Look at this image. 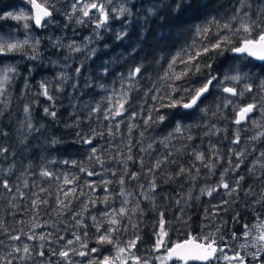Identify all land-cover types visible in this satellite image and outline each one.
Returning a JSON list of instances; mask_svg holds the SVG:
<instances>
[{"label": "trees", "instance_id": "trees-1", "mask_svg": "<svg viewBox=\"0 0 264 264\" xmlns=\"http://www.w3.org/2000/svg\"><path fill=\"white\" fill-rule=\"evenodd\" d=\"M114 1L119 2L121 8L129 9L132 15L114 19L107 30L101 28L90 47H85V44L91 33V23L81 24L55 17L59 28L53 26L52 35L57 38V32L65 31L61 42L64 46L59 49L52 48L46 38L47 33L39 31L43 67L33 73L29 79V91L24 95L21 93L24 92L26 72L22 71L12 85L10 98L5 100L8 106L0 116V132L5 134L0 135V146L8 151L0 156V259L13 247L22 249L27 244L31 254L24 257L21 252L13 264H29L36 258L37 251L45 249L48 237L67 234V222L62 220L68 213L58 214L61 190L66 189L62 187L66 186L65 179L70 181L68 187L82 182L84 189L95 191L103 198L108 196L110 206H101H105V211L117 205L119 192L123 189L129 201L126 207L131 209L138 205V209L143 210L142 215L138 211L132 217V222L139 224L142 236L136 254L146 259L150 256L148 249L153 243L152 231L159 213H163L169 222V234L173 240L183 239L184 231L197 234L201 230L231 240L233 233L238 237L244 232V225L253 226L264 217V181L259 180L261 175L251 168L256 158L264 155V136L260 135L264 133V126L257 135L248 131L245 124L235 125L231 106L218 109L224 93L212 89L200 106L206 111L194 109L186 112L180 109L174 116L169 112V119L162 124H144L149 111L159 107L160 101L152 97L163 95L168 83L164 79L165 74L178 73L183 69L184 65L179 62L173 69L168 65L173 56L196 38V25L211 17L219 19L233 15L240 8V0H195L193 9L181 10L178 14L168 8L174 0ZM18 2L0 0V16ZM154 4L155 14L151 15L147 9ZM4 23L9 25L10 31L13 30L12 20L0 19V27ZM121 31H126L127 35L117 40L116 34ZM68 45L73 47L70 49ZM76 47L80 51H75ZM89 49H95V54H91ZM30 63L24 60L19 67L23 70ZM261 64L264 62H254L226 52L214 62L213 67L219 76L225 72L244 75L246 83L252 85V91L238 98V104L244 106L254 102L260 110V106H264V69L257 66ZM138 66L141 73L134 81L120 79ZM76 68H80L79 74L74 71ZM61 73L68 79L61 91L57 92L55 87L51 89L58 97L55 101L57 117L53 119L43 113V106L51 102L42 96L37 97L35 92L38 82L45 78L54 86L59 85ZM124 93L128 94L124 115L105 119V113L117 106ZM30 102L31 122L39 131L30 132L25 126L23 107ZM259 113L262 115L261 110ZM152 115L156 113L152 112ZM177 125L182 129L180 133L175 132ZM77 132L91 137L92 144L80 142L75 135ZM237 136L239 142L234 143ZM165 137L169 139L165 140ZM53 140L59 143L53 144ZM243 143L245 151L240 158L237 152ZM149 144L151 148H148ZM92 147L96 149L95 155ZM197 153L204 155V162L196 159ZM97 157L103 161V167ZM157 160L162 162L159 169L154 167ZM206 163L214 165L211 171ZM235 166L239 167L234 170ZM181 167L186 170L183 174L179 173ZM81 168L98 174L89 176ZM41 171H49L53 177H43ZM131 173H136L138 179H132ZM221 175H224L225 182L237 177L236 189L228 197L227 205L219 208L216 214L213 198L219 193L213 191L209 196L207 190L220 186ZM120 179H124V185H120ZM5 181L10 189L2 186ZM104 181L111 183L105 185ZM152 181L156 183L155 191L149 188ZM201 189L205 191L202 193ZM33 200L41 201L40 205L33 207ZM45 200L47 204L42 203ZM98 206L92 210L97 211ZM60 216H63L62 220ZM49 220L56 228L50 231L51 236L44 234L45 241L27 238L28 235L47 232ZM84 223L90 227L88 219ZM10 235H20L21 239L11 240ZM120 235L121 240L127 241L133 236V230L129 228L127 233L121 232ZM40 244L44 245L43 249H40ZM103 245L109 247V244ZM97 246L102 248L100 244ZM261 258L264 259L263 256Z\"/></svg>", "mask_w": 264, "mask_h": 264}, {"label": "snow or ice", "instance_id": "snow-or-ice-1", "mask_svg": "<svg viewBox=\"0 0 264 264\" xmlns=\"http://www.w3.org/2000/svg\"><path fill=\"white\" fill-rule=\"evenodd\" d=\"M30 5L29 13L20 12L18 15H13L11 12L7 14V17L0 16V19H12L17 22L25 21L22 27L26 30L29 29H48L50 25L54 24L55 21L47 19L51 17L53 11H55L54 0H27ZM111 3V0H109ZM195 0H174V4L168 5L170 11L174 13H179L181 10H191L193 9ZM250 7L245 3V0H240V9H237L233 15L227 18H216L211 17L204 23L196 25L195 27V39L193 42L186 47H183L175 56H173L171 62L169 63V69H173V66L178 62L183 64L184 67L180 72L172 71L171 74L166 73L164 79L168 81L163 90V95L153 96V100H159L160 104L158 108H153L149 111L148 116L144 119V124L147 126L150 123H164L169 119V112H172L173 116L177 110H197L201 111L206 109H201V105L204 100L208 98L211 94L212 89H216L218 92H222L224 95L221 97L222 103L218 105L220 108H228L231 106L232 111L235 113L233 122L240 125L245 121L249 114L254 110H258L256 103H249L244 106H240L235 98H241L244 96L245 92L252 91V85L245 83L243 88L238 90L237 85L241 83L246 77H242L238 72L235 74H230L225 72L223 76L217 75V69L213 67L214 62H216L220 57H223L225 53H233L238 56H243L245 58H252L256 61L264 62V9H260V12L256 18L249 16L248 12H243L241 14V9ZM156 5H152L147 9V12L154 15L153 9ZM107 9V10H106ZM92 10H96L98 15H90ZM73 13H80L82 18L77 20V23H93L96 29H101L102 27L107 30V25L109 23L110 14L113 12L112 8H108L107 4L100 0L99 3L93 2V0H74ZM127 14L131 16L132 13L127 8H119L116 15H112L113 19H118ZM83 18H88L87 20ZM30 21V23H29ZM127 35L126 31H121L116 34L117 40L123 39ZM50 42L52 48H62L64 45L61 43L59 38L46 37ZM42 40L40 38L33 37L30 34L25 35L24 39H17L10 37L5 39L0 36V116L4 114V108L8 106L5 102L10 98V91L14 82L21 76V72H26L24 76V95L29 91V79L32 77L33 73L37 68L43 67L41 63L43 56L40 49ZM71 49L73 46L68 45ZM75 51H80L79 47L74 49ZM135 52V48L132 50ZM91 54H95V49H89ZM14 54H19L20 59L14 60L9 59L10 56ZM24 60L31 61L25 69L18 67ZM264 69V64L258 65ZM77 74L80 72V68L74 70ZM141 73V67H135L134 70L129 71L127 77L121 76L120 79L128 80L129 82L134 81L136 77ZM107 74V73H105ZM59 85H53L51 80L47 78L42 79L38 82V87L36 89L35 95L37 97H44L47 101L51 102L43 106V113L45 116L52 117L55 119L57 117V111L55 110V101L58 98L51 89L56 88V91H61L64 82L68 79L63 73L59 74ZM179 82V83H177ZM264 83V82H262ZM75 87V85H73ZM132 90V86L129 87V91ZM39 103V101H37ZM128 103V94L124 93L121 100L117 102L115 108H109L105 113V119H116L121 117L126 112L125 104ZM262 115H264V106H260ZM96 111H99L97 107ZM23 112L25 114V126L29 131H39V128L33 127L31 122V102L23 107ZM152 112L156 115L153 116ZM119 125L117 124V127ZM42 127V126H41ZM182 131L179 125L176 126L175 132L180 133ZM5 133L0 132V135ZM78 140L84 144L91 145L92 138L84 135L83 133L77 132L75 134ZM264 136V133L260 134ZM143 136V133H141ZM257 137H253L256 139ZM169 137H165V140ZM191 139V137H189ZM234 143L239 142V137L233 141ZM53 144L59 143L57 140L52 141ZM163 143V141H162ZM167 146V145H165ZM152 145L149 144L148 148ZM8 149L0 146V156H3ZM93 155L96 153L95 147L91 148ZM91 158V157H90ZM131 159V157H129ZM196 159L204 162V155L202 153L196 154ZM97 161L103 167V161L97 157ZM55 161H53L54 163ZM68 163V161H64ZM161 161L157 160L154 167L159 169L161 167ZM206 167L211 171L214 167L211 163H206ZM81 171L87 172L89 176L96 175L93 171H88L85 168H81ZM149 171H152L150 168ZM185 169L181 167L179 173H185ZM226 171V170H225ZM11 172V169L9 170ZM115 175V173H113ZM128 174V173H125ZM41 176L46 178H52L53 174L49 171H41ZM132 179H138L136 173H131ZM239 179H243L240 177ZM67 185L70 183L68 179L64 180ZM111 183L110 181H104L107 185ZM120 185H124V179L119 180ZM238 183V181H237ZM219 185L224 189L229 191L231 194L234 188H231L229 183L225 182L224 175H221ZM5 189H10L9 184L5 181L2 185ZM27 187V185H25ZM91 186V185H89ZM143 187V186H141ZM150 191L156 190V183L152 181L150 183ZM108 192V189H104ZM217 189L211 188L207 190L209 196L212 195L213 191ZM41 191H45L41 189ZM63 191V189L61 190ZM205 190L201 189L203 193ZM75 195V190L72 193L64 192V196ZM121 197H125L126 193L122 189L119 192ZM145 199H148L145 196ZM100 203H104L106 206H110L108 196L104 198H97ZM97 200L91 201L93 204ZM41 201L33 200V207H38ZM42 203L47 204L48 201H43ZM129 201L125 198L121 200V206L117 208H112L111 212L104 211L101 213L102 216L106 217V221L98 219L96 215L91 216L92 225L96 229L95 242L97 244H110L113 246L115 254L113 255L111 250L109 254L105 255L100 249L96 247L89 248L88 242L83 237H87L88 233L85 231L82 235L76 232L72 233L74 239H67L65 237L59 236L58 240L64 241L60 250L52 249L51 254L57 256L63 261V264H79V262L72 259L73 256H79L82 258L92 257L87 260V264H151L152 260L156 264H190V262H201V264H231L235 261L238 264H264V259H262V254H264V224H261L257 228L258 234H253L250 230H246L243 233V238L247 241L249 237H253L252 247L257 250L252 253H247L246 255H241L240 252H234L233 255H227L225 253L226 241L223 236L217 237L212 232H204L201 230L197 234H193L190 231L183 232V239L173 240L169 234V222L165 218L163 213H159V219L153 226L152 237L153 243L148 249L150 253L155 255L150 258H143L136 254L137 244L142 242V236L139 231V224L132 222V217L139 211L140 215L143 214V210L125 207ZM223 203H227L224 201ZM58 205L63 206V208H69V204L64 200H58ZM86 208V206H85ZM80 213H77L79 216ZM107 223L108 227H104V223ZM238 222V221H237ZM185 228L187 227V222L185 221ZM39 226V225H36ZM77 226L87 228L89 227L82 220L77 221ZM245 229H248V225H244ZM129 228L133 230V236L124 241H121L114 237L113 233L123 232L127 233ZM218 231V229H217ZM51 236V234H49ZM29 240H36V235H28ZM10 239L14 241H20V235H10ZM39 241H45L46 237L40 235L38 237ZM232 239H236V234H232ZM49 243L52 241L49 240ZM78 244V247L75 245ZM241 249L247 247L246 244H241L239 246ZM44 245L40 244V249H43ZM135 250V251H134ZM27 257L31 254V249L27 244L20 247H13L11 251L7 253L2 259H0V264H13L14 260L19 257L20 253ZM99 253L98 256H93V254ZM37 255L44 257L46 252L39 250ZM251 257V260L247 258Z\"/></svg>", "mask_w": 264, "mask_h": 264}, {"label": "rangeland", "instance_id": "rangeland-1", "mask_svg": "<svg viewBox=\"0 0 264 264\" xmlns=\"http://www.w3.org/2000/svg\"><path fill=\"white\" fill-rule=\"evenodd\" d=\"M38 2H39V0H38ZM93 2L99 3L100 0H93ZM103 2L105 4H107L108 8H112L113 12H117V10L119 8H121V5L119 4V2H115L114 0H111V3H109V0H103ZM73 3H74V0H54V5H55L56 10L53 11L52 16L47 18V19H51V20L55 21L54 20L55 17H63L67 21H70V22L77 21V20L81 19L82 16L80 13H73L72 12ZM245 3L247 5H250V7L241 9V14H243V12H248L249 16H251L252 18H256V16L260 12V9H264V0H245ZM29 10H30V5L27 3V0H19V2L14 7H12L7 12L2 13V16L7 17V14L9 12H11L13 15H18L22 11L25 13L31 14L29 12ZM113 12L110 14L109 23H112L114 21V19L112 18V15L117 14V13H113ZM90 15L94 16V15H98V13L96 12V10H92ZM83 19L87 20L88 18H83ZM10 20H12V19H10ZM12 21L14 22V25L12 27L13 30L10 31L11 28L9 27V25H7V23H4L3 27H0V36H3L5 39H8L10 37H14V38L22 40L25 38V35H27V34H30L33 37L41 39V34H43V33L44 34L47 33V37H54L52 35L53 34V26L59 28L55 22L54 24L50 25V27L48 29H43V30H41V29H34V30L29 29V30H26L22 27V25L25 21H19V22L15 21V20H12ZM29 23H30V21H29ZM109 23H108V25H109ZM61 29L65 30L66 27H61ZM39 31L41 32L40 35L37 34V33H39ZM90 31H91V33H90L89 37L87 38L88 43H87V45L85 44V47H90L92 44H94V42H95L94 38L99 36L101 29H96L95 25L93 23H91L90 24ZM60 33L57 32L56 37L59 38L60 41L62 42L63 37L65 35V31H61ZM9 59L19 60L20 56H19V54H14L13 56H10ZM19 65H18V67H19ZM235 73H237V72H232L230 74H235ZM239 74L242 77H245L241 73H239ZM245 83H246V79L242 80L241 83L239 85H237V88H238V86L240 88H243V85ZM238 101H239V99L237 98V102ZM259 112H260L259 109L255 110L253 116L250 117L246 121L247 124L245 123V125L247 127L246 129L250 132L254 131L257 135L259 134L260 129H262L264 126V115H260ZM256 113H257V115L255 116ZM253 147L255 148L254 144H253ZM244 151H245V149H244V143H243L242 148L238 150L237 155L240 158H242ZM255 156L257 157L258 153H256ZM256 165H258V167H255ZM237 167H239V166H235L234 170H236ZM251 168L255 169V171H257L261 175V176H259V180L264 181V155L262 157L256 158V160L251 165ZM234 170H233V172H234ZM236 178L237 177H235L233 180H230L229 182H227V183H229L231 188L236 189V187L234 186V183L236 182L235 181ZM83 186H84V184L82 182H80L78 184V186H77V184H72L69 187H68V185L62 186V187H65L66 189L62 191V196H61L60 200H64L66 203L69 204V208H63V206H61L59 211H58V214L68 213V216L66 217V219H63V216H60L61 220L63 219L62 221H64L63 223L67 222L66 226L68 228L67 234L64 235L63 237H65V240L74 239V237L72 236L73 232H76L77 234L82 235L85 231H87L88 236L83 237V238L87 240L89 248L96 247V248L100 249L101 252L105 255L109 254V251L111 250L112 254L114 255L115 252H114L112 245L109 244V247H105V245H102V248H99L97 246V243L95 242V239L93 240V235H94V237L96 236V229L94 227H91L93 222H92L90 217L93 215H96L98 217V219H100L102 221H106V219H107L106 217L101 215V213L105 211L104 210L105 206L104 207H101V206L105 205V204L100 203L97 200V198H103V196L97 195L95 193V191L84 189ZM215 189H217L215 191V194L219 193V196H214V198H213V202H214L213 210L217 214L219 208L225 207L227 205V203H223V202L228 201V197L230 195H232V193L235 190L232 191L231 194H229V191L224 189L221 186H219ZM73 190H75V195H69L68 197L64 196V192L72 193ZM125 198L126 197L122 198L120 196L118 198V201L116 202L117 205L112 206V208L118 209L121 206V200L125 199ZM93 200H97V202L95 204H93L91 202ZM98 204H100V206H98ZM70 206L73 208V210L75 212H73V210L71 209ZM85 206H86V208H85ZM95 206H98L97 211L92 210V208ZM112 208L109 210H106V211L111 212ZM77 213H80V215L77 216ZM56 217H58V216H56ZM85 219H88V222L90 223V227L84 228V227L77 226L78 220H82L84 222ZM48 224H49V226H48L49 230L47 232L38 234L37 239L40 235H44V234L47 236H50L49 234L52 235V233L50 231L54 230L56 228V226L53 224L52 220H49ZM261 224H264V217H262L258 221H256L253 226H250V227H248V229H245L244 232L246 230H250L254 235L258 234L257 228ZM104 227L105 228L108 227L106 222L104 223ZM120 233L121 232L113 233V235H114V237L118 238L121 241V243L123 244L124 241L120 239L121 238L120 236L122 235V234L120 235ZM243 233L240 236L236 237V239L225 240L227 242L225 245V253L227 255H233L234 252H240L241 255H246L247 253H252V252H255L257 250L256 248L252 247L253 237H249V239L246 241L243 238ZM56 239L57 238H55V237H53L51 239H50V237H48V241L51 240L52 242L47 243V246L45 247V249H43V251L46 252V255L44 257L37 255L33 261L29 262V264H63V261H61L59 257L53 256L51 254L52 249L60 250L61 246L64 244V241L60 240V242L58 243V241H57L58 239L57 240ZM241 244H246L247 247L245 249H241L239 247ZM75 246L78 247V244ZM98 255H99V253L93 254V256H98ZM149 255L150 256L148 258L154 256L155 254L150 253ZM262 256L264 257V254H262ZM91 258L92 257H86V258H82L79 256H73L72 257V259L74 261L79 262V264H87V260L91 259ZM247 258L249 260H251L250 256H247ZM151 264H156V262L154 260H152ZM190 264H196V263L192 262ZM225 264H227V262H225ZM231 264H238V262L233 261V262H231ZM253 264H255V262H253Z\"/></svg>", "mask_w": 264, "mask_h": 264}, {"label": "water", "instance_id": "water-1", "mask_svg": "<svg viewBox=\"0 0 264 264\" xmlns=\"http://www.w3.org/2000/svg\"><path fill=\"white\" fill-rule=\"evenodd\" d=\"M49 18V17H48ZM251 60H253V61H255V62H261V61H256V60H254V59H252V58H250ZM225 95H227V94H225ZM254 112H255V110L252 112V113H250L249 114V116H248V118L245 120V121H243L240 125H243V124H245L246 123V121L250 118V117H252L253 116V114H254ZM235 125H237V124H235ZM237 126H239V125H237ZM190 263H192V262H190ZM193 263H196V264H201V262H193Z\"/></svg>", "mask_w": 264, "mask_h": 264}, {"label": "flooded vegetation", "instance_id": "flooded-vegetation-1", "mask_svg": "<svg viewBox=\"0 0 264 264\" xmlns=\"http://www.w3.org/2000/svg\"><path fill=\"white\" fill-rule=\"evenodd\" d=\"M250 59V58H249ZM253 61V60H252ZM255 62V61H254ZM258 63H263V62H258Z\"/></svg>", "mask_w": 264, "mask_h": 264}]
</instances>
